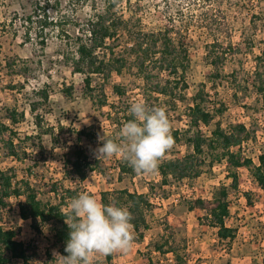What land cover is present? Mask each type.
<instances>
[{
    "label": "rangeland",
    "instance_id": "374dc122",
    "mask_svg": "<svg viewBox=\"0 0 264 264\" xmlns=\"http://www.w3.org/2000/svg\"><path fill=\"white\" fill-rule=\"evenodd\" d=\"M106 1L0 0V121L6 116V108L16 107L19 112H25V118L14 127L21 137L22 160L10 157L0 140V166L3 170L14 169L18 180L29 178L34 186L38 185L45 194L40 198L45 201L49 195L55 198L51 191L57 183L66 189L78 188V192L87 190L100 202L103 192L123 189L148 197L151 204L146 211L148 228H142L140 233L133 230L131 249L115 252L112 263L106 261L105 255L94 254L88 264H264V190L245 167L236 169L224 160L215 163L212 169L205 168L206 172L199 178L172 180L169 185H161L158 169L150 174H125L119 180L125 157L114 155L100 159L102 169L89 172L84 181L68 174L65 155L76 142V131L91 127L97 131L96 141H83L92 159H97L95 150L101 146V136H112L117 143H122L119 132L124 125L123 114L118 115L117 110L108 106L99 108L92 102L85 76L75 73L66 60L75 55L76 39L86 31L88 19L102 13ZM190 1L119 0L116 6L126 19L133 15L140 17L146 30L171 25L170 16L181 27L190 20V16H184L192 12L196 20L204 23V30L193 32L190 37L187 99L179 102L175 110L164 107L171 134L179 131L181 135L180 142L173 141L165 159H181L192 151L182 135L189 128L187 110L192 98L202 91L208 110L223 108L210 126L203 127L204 135L210 137L218 121L226 128L245 125L253 137L243 145L242 157L252 158L258 165L259 156L264 153V103L253 81L260 63L257 57L264 52V0ZM181 10L185 13L183 16L179 14ZM47 20L55 24L48 27ZM215 40L220 44L214 51L208 44ZM209 52H214L213 59L217 55L221 58L218 77ZM261 69L264 71V64ZM143 84L135 69L123 75L113 73L108 80L95 75L93 93L99 99L100 85L110 104L126 108L132 102H143ZM119 85L127 90L125 104H121L115 92V86ZM70 86L74 89L73 95L66 98L61 91ZM42 90L50 94L48 105L40 100ZM163 100L166 99H154L151 107H162ZM38 101L41 104L33 113L31 105ZM37 118L44 130L54 129L56 137L53 140L50 134H44L42 150L34 149L32 142L25 140L38 134ZM9 136L10 133L5 134V138ZM231 173L238 176L236 189ZM223 188L228 195L230 213L226 226L235 230L234 238L226 240L220 238L218 227L213 225L214 211L222 205ZM197 199L204 200V205L191 208ZM18 203L19 200L12 199L7 207L0 209V222L3 228L11 227L26 243H31L33 262L47 264L53 258V251L58 250L52 247L54 225L43 226V236H33L31 221L20 218ZM34 239L39 241V248L32 245ZM159 246L163 252H169H159ZM45 248L47 258L42 254Z\"/></svg>",
    "mask_w": 264,
    "mask_h": 264
},
{
    "label": "trees",
    "instance_id": "16d2710c",
    "mask_svg": "<svg viewBox=\"0 0 264 264\" xmlns=\"http://www.w3.org/2000/svg\"><path fill=\"white\" fill-rule=\"evenodd\" d=\"M192 1L197 2L199 0H191L190 3ZM106 3L105 10L88 19L86 31L77 37L76 52L73 58L66 57L67 62L71 63L73 71L85 76L86 90L90 92L89 98L98 104L99 108L108 106L113 111L117 110L118 115L122 113V124H125L132 119L129 114V107L124 108V106L110 104L100 85L101 96H97L99 99H96V95L93 93L96 90L93 87V77L97 75L108 80V77L113 73L123 75L127 71L135 69L144 83L143 102L151 107L154 99L164 97L166 100H163L164 103L161 104L163 109L167 106L166 108L175 110L178 108L179 102H184L187 99L186 92L189 89L187 74L191 67L190 37L191 33L204 30L203 21L196 20L192 12L190 15L184 16L185 18L190 16V20L183 23L181 27L177 25L175 18L170 16L171 25L160 30H146L143 28L140 17L137 18L136 15H133L126 19L116 10L119 0H107ZM183 13L182 10L179 12L181 16L185 14ZM205 18L207 17L205 16ZM54 24L52 20L45 22L48 27ZM194 26L195 29H192L191 27ZM219 44L215 40L212 44H208V48L215 51ZM212 53L214 52H209V58L217 70L215 76L218 77L221 58L217 55L213 59ZM257 58L260 63L255 71L253 87L264 103V71L261 69V65L264 64V52ZM73 90L72 86L65 87L61 93L66 98H71ZM115 92L120 98L121 104H125L123 99L127 95L126 87L115 86ZM49 97L48 90L40 92V100L44 105H48ZM205 102L203 92L199 91L192 98V105H189L187 110L189 128L182 136L192 151L181 159L171 161L165 159L167 149L159 160L157 169L162 175L161 185H169L172 180L199 178L206 172L205 168L212 169L215 163H222L227 160L233 168L245 167L249 169L260 188L264 190V153L259 156L258 165L254 163L252 158L242 157V147L253 137L252 133L245 125H230L226 128L218 121L215 123L211 136L206 137L202 130L203 127L210 126L216 116L222 114L223 108L215 111L208 110ZM40 104L41 101L33 103L31 111L36 113ZM5 114L4 119L0 121V140L8 150V155L21 161L19 152L21 137L18 136L14 127L25 118V112H19L16 107H11L5 109ZM37 127L38 134L28 136L25 140L31 141L34 149L42 150L44 134H50L53 140L56 137L54 129H43L40 118H37ZM60 129L62 130V127ZM6 133H10L8 138H5ZM75 133L76 142L69 148V153L65 155L64 162L70 176L84 181L89 172L102 169L101 160L92 159L83 146L84 140L96 141L97 131H93L91 127ZM171 135L173 141L180 142L179 131H173ZM108 138L112 139V136ZM37 145L39 148L36 147ZM23 154L28 155L26 151ZM126 162L127 160L124 158L122 165H120L119 180H123L125 174L132 176L137 174ZM231 174L233 188L236 189L238 188V176L237 173ZM37 186H34L29 178L18 180L14 169L3 170L0 166V209L7 207L8 202L12 199L19 200L18 207L21 219L31 221L32 229L38 234L42 233L43 226L53 224L52 247L66 255L64 249L68 240L69 229L63 218L66 214L65 205L71 198L78 195L79 189H66L57 183L51 191L55 194V198L49 195L45 201L40 198L45 194ZM220 195L222 205L214 211L213 225L218 227L221 239H233L235 230L227 227L225 222L230 214L225 188L222 189ZM58 197L60 199L56 203L53 202ZM101 202L127 207L132 216L131 223L134 232L140 233L142 228H148L146 211L151 204L146 195L131 192L128 189L106 191L101 194ZM203 205L204 200L197 199L191 208ZM16 236V230L5 229L0 226V264H35L33 262L34 253L31 252L30 245L18 242L15 240ZM157 250L161 253L169 252H163L162 246H159ZM105 259L108 263H112L114 253L105 255ZM179 260L181 259L179 258Z\"/></svg>",
    "mask_w": 264,
    "mask_h": 264
},
{
    "label": "clouds",
    "instance_id": "9594fccd",
    "mask_svg": "<svg viewBox=\"0 0 264 264\" xmlns=\"http://www.w3.org/2000/svg\"><path fill=\"white\" fill-rule=\"evenodd\" d=\"M129 114L132 119L119 132L122 143L103 135L95 156L100 160L123 155L135 173H153L173 144L168 115L162 107L149 108L142 101L132 102ZM65 207L63 218L69 229L66 255L53 251V258L47 264H88L94 254L109 255L131 249L134 232L127 207L104 204L87 190L71 198Z\"/></svg>",
    "mask_w": 264,
    "mask_h": 264
},
{
    "label": "built area",
    "instance_id": "2783aa9c",
    "mask_svg": "<svg viewBox=\"0 0 264 264\" xmlns=\"http://www.w3.org/2000/svg\"><path fill=\"white\" fill-rule=\"evenodd\" d=\"M21 218V217H20ZM0 226H2V222H0ZM8 229H12L11 227H9ZM32 232H34V235L33 236H36V234L37 235H40V236H43L42 234H38L35 230H32ZM15 240H17L18 242H22V243H24L25 245H31V243L30 242H28V243H26V241H24L23 240V238H22V236H20L18 233H17V236H16V238H15ZM40 243H39V241H36L35 239L33 240V242H32V245L35 247V248H39V245ZM49 247V246H48ZM57 251H59V250H57ZM60 252V251H59ZM43 256L44 257H46L47 258V256H48V249L47 248H45V250L43 251ZM35 263V262H34Z\"/></svg>",
    "mask_w": 264,
    "mask_h": 264
}]
</instances>
